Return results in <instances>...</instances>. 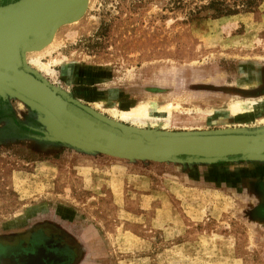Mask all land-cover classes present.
<instances>
[{"label": "rangeland", "instance_id": "rangeland-1", "mask_svg": "<svg viewBox=\"0 0 264 264\" xmlns=\"http://www.w3.org/2000/svg\"><path fill=\"white\" fill-rule=\"evenodd\" d=\"M208 2L88 0L79 19L62 22L53 42L32 53L52 75L25 60L128 126H262L264 106L254 115L219 110L264 97V0L247 8L225 0L238 12L220 17ZM147 100L179 103L167 126L106 110ZM45 131L34 109L0 95V232L65 212L96 249L89 264H264V160H130L49 140Z\"/></svg>", "mask_w": 264, "mask_h": 264}, {"label": "water", "instance_id": "water-1", "mask_svg": "<svg viewBox=\"0 0 264 264\" xmlns=\"http://www.w3.org/2000/svg\"><path fill=\"white\" fill-rule=\"evenodd\" d=\"M85 3L86 0H16L0 5V95L16 98L34 109L47 139L130 160H264V125L191 131L128 126L79 103L30 68L23 49L42 48L62 22L83 15Z\"/></svg>", "mask_w": 264, "mask_h": 264}, {"label": "flooded vegetation", "instance_id": "flooded-vegetation-1", "mask_svg": "<svg viewBox=\"0 0 264 264\" xmlns=\"http://www.w3.org/2000/svg\"><path fill=\"white\" fill-rule=\"evenodd\" d=\"M51 217L0 232V264H89L96 249L83 230L65 212Z\"/></svg>", "mask_w": 264, "mask_h": 264}, {"label": "bare ground", "instance_id": "bare-ground-1", "mask_svg": "<svg viewBox=\"0 0 264 264\" xmlns=\"http://www.w3.org/2000/svg\"><path fill=\"white\" fill-rule=\"evenodd\" d=\"M87 3H88V0H86V3L83 5L82 11L86 10ZM73 20H76V19H73ZM64 23L65 22H63V24ZM56 30L57 28L55 29L53 34L48 37V40H47L48 43L53 42ZM33 51H35L34 48L25 47L22 51L24 60L26 59L28 63L35 65L38 68V70L42 72V74L52 75L54 70L50 68L49 63L42 62L38 56H34L32 54V53H35ZM96 104L98 107L100 106L99 102H97ZM178 104H179L178 102L174 103L172 101H169L166 103H159L156 100H153V101L147 100V101L136 102L126 107L112 106L106 110H109L113 117H115L118 120L124 121V122H129L132 124H139V125L144 124V123H150L152 125L153 124L163 125L165 127L168 125L171 119L173 110L178 107ZM262 106H264V97L258 98L256 100L235 98L231 100V102H229V104L225 108H223V110H219V112L223 114L224 112L225 113L228 112L229 114H232L233 116H237L240 113L253 112V115H254L255 113L257 114L256 111L259 109V107L263 108ZM206 112H208L209 114L208 113L207 114L211 116L210 114L211 111H206ZM50 119L48 118V121H51ZM258 120L253 118L251 119L250 122L253 124L255 122H258ZM113 121L118 122L115 120ZM51 123L53 124L52 121ZM241 129H244V128H241Z\"/></svg>", "mask_w": 264, "mask_h": 264}, {"label": "trees", "instance_id": "trees-1", "mask_svg": "<svg viewBox=\"0 0 264 264\" xmlns=\"http://www.w3.org/2000/svg\"><path fill=\"white\" fill-rule=\"evenodd\" d=\"M255 0H243L245 7H250ZM205 8L211 10L212 17H220L235 14L238 12L236 8L232 9L225 0H209L208 4L205 5Z\"/></svg>", "mask_w": 264, "mask_h": 264}]
</instances>
